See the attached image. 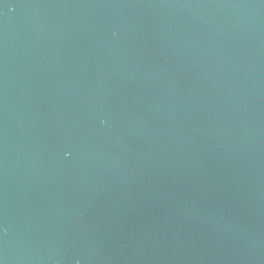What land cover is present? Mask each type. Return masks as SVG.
I'll list each match as a JSON object with an SVG mask.
<instances>
[{
	"label": "water",
	"instance_id": "water-1",
	"mask_svg": "<svg viewBox=\"0 0 264 264\" xmlns=\"http://www.w3.org/2000/svg\"><path fill=\"white\" fill-rule=\"evenodd\" d=\"M0 264H264V0H0Z\"/></svg>",
	"mask_w": 264,
	"mask_h": 264
}]
</instances>
